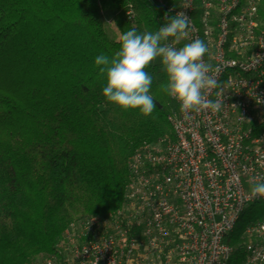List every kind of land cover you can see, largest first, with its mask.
Listing matches in <instances>:
<instances>
[{
    "label": "trees",
    "instance_id": "1",
    "mask_svg": "<svg viewBox=\"0 0 264 264\" xmlns=\"http://www.w3.org/2000/svg\"><path fill=\"white\" fill-rule=\"evenodd\" d=\"M162 13L150 0H0V264L29 263L72 220L118 210L130 155L171 133L159 59L145 69L148 117L108 102L95 65L123 33L157 31Z\"/></svg>",
    "mask_w": 264,
    "mask_h": 264
},
{
    "label": "built area",
    "instance_id": "2",
    "mask_svg": "<svg viewBox=\"0 0 264 264\" xmlns=\"http://www.w3.org/2000/svg\"><path fill=\"white\" fill-rule=\"evenodd\" d=\"M150 1L163 9L160 27L166 13L188 15L178 47L206 43L224 104L184 121L170 97L171 133L130 155L123 205L72 220L26 264H264V211L229 242L244 210L264 202L250 192L264 177V0Z\"/></svg>",
    "mask_w": 264,
    "mask_h": 264
},
{
    "label": "clouds",
    "instance_id": "3",
    "mask_svg": "<svg viewBox=\"0 0 264 264\" xmlns=\"http://www.w3.org/2000/svg\"><path fill=\"white\" fill-rule=\"evenodd\" d=\"M165 16L168 22L155 32L138 33L133 28L123 33L121 47L111 59L104 54L95 57L98 77L106 81L103 96L123 111L138 110L141 116H150L156 103L150 94L153 77L145 69L159 59L167 77L160 88L179 103L184 121L191 120L193 113H218L224 104V86L218 79L219 69L203 59L208 46L195 39L178 47L189 37L191 20L183 11ZM213 90H217L216 100L208 98ZM250 192L254 198H264V177L258 178Z\"/></svg>",
    "mask_w": 264,
    "mask_h": 264
},
{
    "label": "rangeland",
    "instance_id": "4",
    "mask_svg": "<svg viewBox=\"0 0 264 264\" xmlns=\"http://www.w3.org/2000/svg\"><path fill=\"white\" fill-rule=\"evenodd\" d=\"M110 26L114 30L116 36L119 37L118 29L116 28V26L114 25L112 21L110 22ZM172 105L173 103L171 102V107ZM262 211H264V202L256 203L254 205L253 204L249 205L244 210L242 216L239 218L238 222L236 223L237 225L235 228V232H237L238 230H241L244 227V225H246L251 219L258 216Z\"/></svg>",
    "mask_w": 264,
    "mask_h": 264
}]
</instances>
